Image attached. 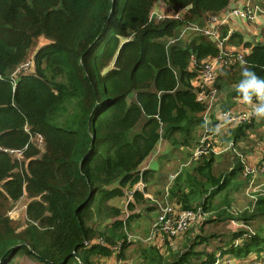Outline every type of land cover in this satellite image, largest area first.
Here are the masks:
<instances>
[{
    "label": "trees",
    "instance_id": "obj_1",
    "mask_svg": "<svg viewBox=\"0 0 264 264\" xmlns=\"http://www.w3.org/2000/svg\"><path fill=\"white\" fill-rule=\"evenodd\" d=\"M156 1L0 0V264L17 256L38 264H97L118 242L126 247V231L141 214L124 220L111 201L155 175L140 167L161 140L198 144L206 105L193 81L220 48L188 27L204 26L238 0H162L168 10H184L178 19L152 17ZM221 31L223 38L228 29ZM236 37L244 42L235 33L227 42ZM41 38L48 43L39 45ZM244 46L251 47L245 63L223 67L215 81L218 90L230 88V98L239 97L234 88L243 66L264 79V43ZM29 61L30 69L20 70ZM244 135L241 126L231 134L235 141ZM210 155L186 178L178 173L168 192L185 209L198 201L210 214L206 222H222L233 216L213 199L244 165L235 160L217 176ZM23 196L20 225L10 212ZM134 198L130 210L148 205L142 192ZM256 210L242 219L263 216L264 198ZM243 233L226 240L217 233L189 236L168 257L155 246L143 252L147 264H214L219 254L242 258L264 250L260 230Z\"/></svg>",
    "mask_w": 264,
    "mask_h": 264
},
{
    "label": "crops",
    "instance_id": "obj_2",
    "mask_svg": "<svg viewBox=\"0 0 264 264\" xmlns=\"http://www.w3.org/2000/svg\"><path fill=\"white\" fill-rule=\"evenodd\" d=\"M239 1L240 0L233 2L229 8L234 7L236 4L239 3ZM251 1H252L254 6L258 7V14H257V17L254 19V21L248 22L245 20H232V21L220 26V32L221 33H222L221 27L225 26V27H227L228 31L230 30V33L239 34L243 37V39H244L243 43H237V41L239 40V37H236L235 39L227 42L229 36L231 35V34H227L226 36H223V39H224L223 44L227 49H231V50H235V51H242V53L244 55L249 53L251 50V47H245L244 43L245 44L246 43L251 44L252 46H255L257 43H264V0H251ZM160 3L162 6H164L162 3V0H160ZM157 7H155V9L157 11H161L163 9V8L157 9ZM230 92H231L230 88L218 90L217 99L215 100L213 110L211 111L214 119H215V116L219 110L227 109V108H234V107H237L239 109L247 108V106L241 104L239 97L233 96L232 98H230V96H229ZM206 115H207V113L205 112L203 114L204 120H205ZM247 125H251V127H247ZM240 126H241V128L242 127L244 128L245 135L243 137H241L239 140L235 141L232 138L231 134H232L233 130H235L236 128H238ZM201 131H202V135H203V128L199 127L197 130V135H199V133ZM219 135H220V138H221L223 144L225 146L231 145V147L228 150H225V151H222L219 153L211 152V153H214V155L216 157L215 162L213 164V168L216 165V163L219 162V160L221 158H223L224 161H226L227 165L229 166L227 169L228 171L233 168L234 161L239 160V159H240L239 161L242 162V164L244 165V168L247 166L257 167L259 165V162H260V160L263 156V153H264V119L258 120L256 118H254L251 121L242 123L241 125L234 127V128L229 127V126L222 127V128H220ZM255 138H258L259 140H261L257 143V145H256V143L253 142V140ZM164 141H168V140L165 139ZM197 141H200V140L196 139V142ZM159 144H158V146H159ZM195 144L196 143H192L189 146H180V147L175 146L176 151H174V152L179 153L178 150H180V149L182 151H186V153L190 157L189 159H191V162H192L191 165L196 164L197 162H199L204 157L208 158L211 156L210 155L211 153H207V154H203L199 157H195L193 155V150L198 145V144H196V145ZM158 146H157L156 150L154 151V153H152L143 162V164L140 167L141 170H145V169L155 170V175L149 177L147 179V181L144 182L145 188H144L143 195H144L145 199L148 200V205L145 208H141V207L137 206L134 210H129V207H128L129 203H134L135 198L133 199V201L129 202L126 205V209L121 208V207H119V206H117L111 202V204H113V205H115V206H117L123 210L124 216L122 218L124 220H126V218H128L131 215V213L137 212V213L141 214L135 221L134 220L131 221V229H127V231H126L127 234L133 235L134 239L132 240V242H129L130 244L126 245V247H123L120 250H115L113 248L111 256L96 258L95 260H96L97 264H147L145 253L143 252V249L149 248V247L154 246V245H152V243L147 242L146 240H144L142 238L148 234L151 224H149L150 223L149 222L148 223L149 225H148L147 223H144V221H142V223H141L140 220H142V218L145 217L146 214L150 215V214H154L155 211L159 212V207H158L159 204L169 203V204H172L173 206H176V205L182 206V203L178 202V198H175L173 200L170 199V195H169V192L167 189H166V191L165 190H163V192L161 191V188H162L161 183L163 184V182H161V181L163 179V176L169 177V178H171V177L168 176L167 174H163L165 172L164 170H165V163H166V160H164V158H166L168 153L159 152V150H157ZM250 147H252L253 149L251 150ZM252 151H254V153ZM167 158L170 160L169 155ZM159 159H161V161H163V166H162L163 171H160V170L158 171L157 170L158 168L153 166L154 161L159 160ZM228 171H226V172H228ZM177 175H178V173H177ZM177 175H176V177H177ZM252 177H253L252 175H246L245 171H244L243 173H240L234 179V181H232L231 184L227 186V188L222 190V191L226 190L227 192H228V190H230L232 192V197L229 199V201L227 203L229 206H231V204H233V201H234V198L236 197V194H238L240 196V199H242L244 202H246L247 205H245V206L249 205V203H250L249 199H251V198L246 193V187H247V184L252 179ZM175 178L170 182L171 185L173 184ZM254 180L256 183H264V175H262L261 173L258 172L256 174ZM239 182L241 183V186L238 188H235V184H237ZM186 190H188L187 187H186ZM151 192H153V193H151ZM152 194H154V195H152ZM155 194L160 196L161 198L156 197ZM125 197L127 199L126 195H125ZM113 200H115V199H113ZM127 202H128V200H127ZM197 203H198V201L194 202L192 204V205H194L192 208L195 209V208L200 207V206H198ZM229 206L225 207L224 209H227L233 217L227 220L228 222L226 223V227H227L228 232L224 235L225 236L223 238L224 240H226V237L230 236L232 233L240 232L242 230V228H238L233 223V221L242 220L245 225H247L248 227H250L253 230V223L257 220V218L264 217V215L261 217H256V219H253V220L250 219V222H247L246 220H244L242 218L247 217L246 213H248V212H244L246 215L243 216V214H244L243 213L241 216L238 217V216H236L237 214L236 215L233 214V211L231 209H229ZM245 206H240L238 209L241 210ZM256 206L253 210H250L252 213L257 211ZM147 207H153L154 209L148 211L146 209ZM210 213H212V212H210ZM252 213H248V214H252ZM209 222L210 221H208V222L204 221L202 224L195 223L191 226L189 231L184 236L175 238L173 241L168 240L161 247H157V248L159 249L160 253L164 257H168L170 255L171 250H176V249H179L182 247V244L185 242V239L187 237L202 234V232L204 231V226L207 225ZM142 224H144V227L142 229H140L142 227ZM136 225H137V227H136ZM145 225H148V226H145ZM259 230L264 235V231L260 228H257V229L254 228V230H253L254 234H256ZM178 243H180L181 245L178 246ZM225 255L230 257L233 260L234 264H239V262L241 264H255L256 260H262V259L264 260V250H262L260 252L252 251L247 256L242 257V258H237V257L231 256L230 254H225ZM34 263L37 264V262H35V261H34Z\"/></svg>",
    "mask_w": 264,
    "mask_h": 264
},
{
    "label": "built area",
    "instance_id": "obj_3",
    "mask_svg": "<svg viewBox=\"0 0 264 264\" xmlns=\"http://www.w3.org/2000/svg\"><path fill=\"white\" fill-rule=\"evenodd\" d=\"M162 8L161 11H157L154 8L152 17L157 19H178L181 18L184 13V10H168L164 6H162ZM257 14L258 7L254 6L251 0H240L238 4L227 9L223 13L210 16L204 26L192 25L191 27H188L189 29L201 32L211 39L214 38L220 48V53L218 55L209 56L203 60L202 68L193 81V85L197 92V99L206 105L205 112L207 113L204 120L203 135L198 145L193 150V155L195 157L211 152L219 153L228 150L231 147V145H218L217 136L219 135V132L216 131L217 128L220 129L226 126L234 128L254 119V117H250L249 115L251 108L243 103L241 104L247 106V108L239 109L234 107L219 110L215 119L213 118L211 111L213 110L214 102L218 95L215 81L220 70L225 66H233L236 64L242 65L245 63V55L242 51L227 49L224 46V39L221 37L220 26L232 20H245L251 22L257 17ZM227 34L232 33H230L229 30ZM31 65L32 62H26L20 70L28 71ZM39 141H42L41 137L39 138ZM244 171L246 175L253 176L246 187V193L253 201L250 210H253L260 198H264V183H256L254 180L258 172L264 175V153L257 167L247 166L244 168ZM144 188V181L140 179L132 188L126 189L125 195L127 196L128 203L133 201L135 192L140 191L144 193ZM158 207L159 212L153 222L150 235L144 239L147 242L152 243L155 247H161L168 240L173 241L175 238L184 236L193 224H202L210 215L205 212L202 207L185 209L182 206H173L169 203L159 204ZM233 223L238 228L244 230L243 237L254 234L253 230L245 225L242 220H235ZM133 239V235L127 234L128 242H132ZM99 242L103 243V240L101 239ZM241 242H243L242 238L238 239L235 244L237 245ZM114 249L120 250L121 242H118V244L114 246ZM214 264H234V262L227 255L219 254ZM255 264H264V260H256Z\"/></svg>",
    "mask_w": 264,
    "mask_h": 264
},
{
    "label": "rangeland",
    "instance_id": "obj_4",
    "mask_svg": "<svg viewBox=\"0 0 264 264\" xmlns=\"http://www.w3.org/2000/svg\"><path fill=\"white\" fill-rule=\"evenodd\" d=\"M158 6V7H157ZM155 7H157V9L162 8V5L160 3V0L156 1ZM154 16V15H153ZM188 31H183L182 35L183 37L187 35ZM48 40L45 38H41L39 45H44L47 44ZM199 138V140L201 139L202 136V131L199 133V135H197ZM217 140H218V145L219 146H225L220 138V135L217 136ZM261 141L258 138H255L253 140L254 143H257ZM173 148H172V147ZM251 150L253 149L252 147H250ZM159 152H164V153H168L170 160L167 158L168 155L166 156V158H164V160H166L165 163V172L163 174H167L169 177H164L163 175V179L161 182H163L161 191L163 192V190L166 191V189L168 190L171 186V181L176 177L177 173L181 172L182 174H184V178H186V174L187 172H190L192 170V165H191V159H189L190 157L188 156V154L186 153V151H182L181 149L178 150L179 153H175L174 151H176L174 144L168 142V141H164L162 140L158 146ZM174 152V153H173ZM254 153V151H252ZM153 166L158 168L157 170L159 171H163V161H161V159L154 161ZM228 165L226 163V161H224L223 158H221L219 160V162L216 163V165L213 168V173L217 176H221V174L225 173L226 171H228ZM190 189V187H189ZM153 193V192H151ZM154 195V194H152ZM156 197H160L158 195L155 194ZM232 197V192L230 190H228V192L222 191L220 192L218 195L215 196V198L213 199V206H220V207H227L229 206L227 203L229 201V199ZM161 198V197H160ZM250 203L248 206L246 202H244L242 199H240V196L238 194H236V197L234 198L233 204H231V206H229V209H231L233 211V214L236 216H241L244 212L249 211L250 213H252L250 211L251 208V204L253 203L252 199H249ZM113 204L126 209V205L128 204L127 199L124 195V197H119V198H115V200L111 201ZM28 203V199L26 198V196H23L14 206V208L11 210L10 212V216L18 221L20 223V225H24V223L26 222V206ZM240 206H245L243 207V209H238ZM130 210V209H129ZM214 214L216 213V210H212ZM132 214V213H131ZM158 215V212L155 211L154 214H150L147 215L145 217L142 218V221H144V223H149L151 224L149 232L146 236H144L142 239H146L149 235H150V231L153 225L154 220L156 219ZM124 216V214H123ZM228 221H222V222H209L207 225L204 226V231L202 232L203 235L207 236V235H211L213 233H217L219 235L220 238H224L225 234L228 232L227 231V227H226V223ZM148 224V225H149ZM145 225V226H148ZM137 227V225H136ZM144 227V224H142V227L140 229H142ZM260 228L264 231V217L261 218H257V220L253 223V230ZM217 242V241H216ZM181 244L178 243V246H180ZM203 246L201 245L199 248L201 249ZM11 264H36L34 263L33 260L26 258V257H22V256H17L15 257V259L13 260V262ZM38 264V263H37ZM239 264H241L239 262Z\"/></svg>",
    "mask_w": 264,
    "mask_h": 264
},
{
    "label": "clouds",
    "instance_id": "obj_5",
    "mask_svg": "<svg viewBox=\"0 0 264 264\" xmlns=\"http://www.w3.org/2000/svg\"><path fill=\"white\" fill-rule=\"evenodd\" d=\"M234 91L240 97V102L251 108L250 117L264 119V79L245 65ZM216 131L219 132L220 129L217 128Z\"/></svg>",
    "mask_w": 264,
    "mask_h": 264
},
{
    "label": "water",
    "instance_id": "obj_6",
    "mask_svg": "<svg viewBox=\"0 0 264 264\" xmlns=\"http://www.w3.org/2000/svg\"><path fill=\"white\" fill-rule=\"evenodd\" d=\"M213 41H216L214 38L212 39ZM75 255H76V253H75Z\"/></svg>",
    "mask_w": 264,
    "mask_h": 264
}]
</instances>
